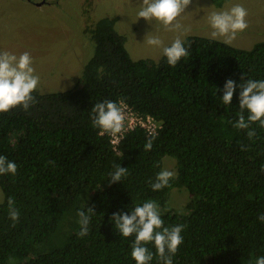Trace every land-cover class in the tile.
Wrapping results in <instances>:
<instances>
[{
  "label": "trees",
  "instance_id": "trees-1",
  "mask_svg": "<svg viewBox=\"0 0 264 264\" xmlns=\"http://www.w3.org/2000/svg\"><path fill=\"white\" fill-rule=\"evenodd\" d=\"M211 1L220 7L227 0ZM115 23L104 18L88 29L94 51L72 89L36 91L27 112L0 114V155L18 166L15 176H0V264H135L134 236L120 235L110 217L149 200L159 204L164 226L185 225L173 264H254L264 256V222L257 219L264 214V129L253 125L249 141L247 130L232 126L240 90L231 105L222 96L225 82L239 84L242 73L264 80V41L245 50L189 37L190 55L170 67L163 55L131 60ZM121 100L160 126L151 151L143 130L126 133L114 151L92 125L93 105ZM164 157L176 161L177 174L152 191ZM116 166L129 174L109 184ZM180 188L190 200L178 213L169 195ZM8 197L20 212L15 227ZM88 207L95 215L88 235L78 237L76 213ZM147 247L150 264H158L154 246Z\"/></svg>",
  "mask_w": 264,
  "mask_h": 264
},
{
  "label": "clouds",
  "instance_id": "clouds-1",
  "mask_svg": "<svg viewBox=\"0 0 264 264\" xmlns=\"http://www.w3.org/2000/svg\"><path fill=\"white\" fill-rule=\"evenodd\" d=\"M191 3L192 0H142V7L137 17L145 21L156 20L168 31H180L182 25L178 18ZM247 16L248 10L240 4L233 5L228 10L213 11L208 17L212 29L211 38H223V43L230 45L248 28ZM146 42L149 46L162 48V55L170 67H176L182 58L190 55L188 49L191 45L185 47V41L180 36H177L170 46H164L158 36H150ZM240 80L239 84L231 79L225 82L222 101L225 105H231L234 92L237 88L240 90L238 96L240 113L232 126L239 130H247V138L254 142L256 130L252 126L258 125L259 128L264 129V80L245 79L243 73ZM39 85L40 76L35 72L33 58L29 52L25 51L19 56L7 51L0 52V114L17 107L27 112L38 102L33 93L38 90ZM245 110L248 113L246 118ZM90 119L92 125L100 129L102 134L118 137L125 131L126 116L123 101L96 103L91 109ZM228 123L232 124V121ZM154 138L152 136L146 140L145 151H151ZM240 148L242 151L246 150L244 145ZM49 163L54 164L52 161ZM17 170L18 166L15 162L0 155V176H15ZM261 171L264 172V167ZM128 174L127 168L116 166L114 172L109 173V184L121 182L122 178L127 177ZM173 177L172 171L158 172L150 185L152 191L169 187ZM4 200V193L0 190V203H4ZM7 207L9 219L15 227L19 221L20 212L11 197L7 198ZM86 209V211L78 210L76 213L80 226L78 237L88 235L92 215H95L92 207ZM110 219L120 235L125 238L134 236L131 257L135 264H150L153 260L154 254L147 247L149 243L155 248L158 264H173V256L183 243L181 233L185 225L164 226L157 202L146 201L142 206L134 207L130 213H113ZM257 219L264 222V214L259 215ZM254 264H264V256L256 257Z\"/></svg>",
  "mask_w": 264,
  "mask_h": 264
},
{
  "label": "rangeland",
  "instance_id": "rangeland-1",
  "mask_svg": "<svg viewBox=\"0 0 264 264\" xmlns=\"http://www.w3.org/2000/svg\"><path fill=\"white\" fill-rule=\"evenodd\" d=\"M41 1L0 0V52L17 56L30 53L40 76V93L66 91L77 84L94 51L87 31L104 18L116 19L115 30L125 38V48L133 61L161 58L162 48L147 44L150 36H158L164 46H170L177 36L184 41L193 36L212 39L209 15L236 4L248 10L249 26L230 46L248 50L264 41V0H227L220 7L211 0H192L178 18L180 31H168L156 20L138 18L142 0H47L40 7L34 4ZM215 40L223 42L220 37ZM162 163L164 170L177 174L174 159L164 157ZM189 200L184 188L170 192L169 205L175 212H183Z\"/></svg>",
  "mask_w": 264,
  "mask_h": 264
},
{
  "label": "built area",
  "instance_id": "built-area-1",
  "mask_svg": "<svg viewBox=\"0 0 264 264\" xmlns=\"http://www.w3.org/2000/svg\"><path fill=\"white\" fill-rule=\"evenodd\" d=\"M123 110L125 112V131L119 134L118 137L110 136L106 133L102 136H107L109 143L114 151H117L120 141L123 139L124 135L136 129L143 130L148 136L156 135L160 126L149 116L139 115L132 111V109L123 103Z\"/></svg>",
  "mask_w": 264,
  "mask_h": 264
},
{
  "label": "flooded vegetation",
  "instance_id": "flooded-vegetation-1",
  "mask_svg": "<svg viewBox=\"0 0 264 264\" xmlns=\"http://www.w3.org/2000/svg\"><path fill=\"white\" fill-rule=\"evenodd\" d=\"M28 3H31V0H30V2H28ZM32 3H33V2H32ZM34 4H36L38 7H40V6H43V5L47 4V0H42L41 2H39V3H34Z\"/></svg>",
  "mask_w": 264,
  "mask_h": 264
}]
</instances>
